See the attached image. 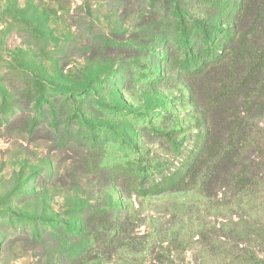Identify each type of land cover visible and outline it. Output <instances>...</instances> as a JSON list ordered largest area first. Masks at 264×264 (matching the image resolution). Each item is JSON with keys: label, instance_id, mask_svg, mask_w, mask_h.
<instances>
[{"label": "rangeland", "instance_id": "374dc122", "mask_svg": "<svg viewBox=\"0 0 264 264\" xmlns=\"http://www.w3.org/2000/svg\"><path fill=\"white\" fill-rule=\"evenodd\" d=\"M232 3L173 6L264 52L261 1L233 22ZM168 4L0 0V264H264V84L218 107V76L176 78L175 45L153 40ZM208 128L229 157L181 190L136 192Z\"/></svg>", "mask_w": 264, "mask_h": 264}, {"label": "trees", "instance_id": "16d2710c", "mask_svg": "<svg viewBox=\"0 0 264 264\" xmlns=\"http://www.w3.org/2000/svg\"><path fill=\"white\" fill-rule=\"evenodd\" d=\"M255 1L233 0L225 13L226 19L230 18L233 22L246 14L251 10ZM260 1L261 5L257 13L259 17L264 15V0ZM176 2L177 0H169L167 9L163 7L164 12L160 15L161 17L153 20L157 28L153 40L159 41V33H161V37L166 36L167 40L176 47V53L171 58H166L165 54H159V58L165 55V66L169 72H174L179 80L191 82L197 79L204 85L209 84L212 76H218L220 79L217 82L223 90V94L217 95V99L213 102V105L218 107H225L227 101L234 98L237 94V84L240 82L252 83L256 86L264 84L263 51L247 49L248 45L244 37L237 34V31L230 25L222 28L208 17L200 19L179 17L177 19L176 7L173 6ZM213 7L215 11L223 8L221 3H216ZM209 112L212 113V110ZM210 120L213 121V119ZM210 130L208 128L196 134L192 147L172 171L162 174L158 180L151 181L146 186H143V183L147 180H144L145 175H142L136 192L140 195H158L181 190L188 186L190 181H195L201 171L207 170L211 173V164L216 156L222 153L226 159L230 156L231 147H221L222 143L218 146ZM108 216H110L108 209L93 213L95 221L99 223L104 232L110 225Z\"/></svg>", "mask_w": 264, "mask_h": 264}]
</instances>
